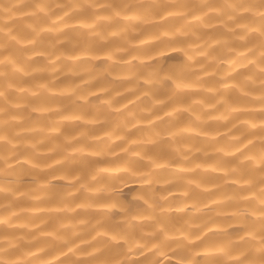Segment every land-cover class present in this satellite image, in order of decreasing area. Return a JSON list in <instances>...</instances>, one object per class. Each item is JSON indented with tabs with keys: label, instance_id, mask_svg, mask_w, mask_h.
Wrapping results in <instances>:
<instances>
[{
	"label": "bare ground",
	"instance_id": "1",
	"mask_svg": "<svg viewBox=\"0 0 264 264\" xmlns=\"http://www.w3.org/2000/svg\"><path fill=\"white\" fill-rule=\"evenodd\" d=\"M76 3L95 7L0 0V264H264V2L244 0L238 23L246 31L217 15V0ZM115 12V23L94 30L137 27L132 17H140L145 26L131 54L117 52L126 46L117 39H90L87 25ZM142 64L167 79L148 87L144 77L133 95L126 89L135 86ZM57 69L53 80L49 73ZM70 69L86 70L82 79L92 80L80 89L90 95L87 103L65 95L80 83L62 74ZM116 93L109 108L105 102ZM145 93L163 105L140 123L128 121L135 127L127 141L113 140L109 149L105 134H124L121 121L145 106L135 99ZM221 97L227 103L207 109L213 119L201 126L198 102ZM173 110L180 113L175 119L166 115ZM51 121L61 122L59 133ZM158 133L175 136L156 141ZM65 137L70 142L49 151ZM128 141L135 146L121 152ZM196 148L214 154L182 159ZM188 181L200 186L185 194Z\"/></svg>",
	"mask_w": 264,
	"mask_h": 264
},
{
	"label": "clouds",
	"instance_id": "2",
	"mask_svg": "<svg viewBox=\"0 0 264 264\" xmlns=\"http://www.w3.org/2000/svg\"><path fill=\"white\" fill-rule=\"evenodd\" d=\"M18 2L24 3L25 0H18ZM135 2L139 3V4H144V3L159 4L161 2L169 3V4H175V3H178L179 0H135ZM199 2L201 4H207L209 2V0H199ZM262 2H264V0H262ZM67 3L69 6H71L72 8H74L75 10H78V11H83V10H85V8L94 9V7H95L94 3H87L86 5H78L76 3V0H67ZM217 3L219 6L216 9H214V11L220 17H223L225 15L228 17V20L225 21V23L230 22V23L234 24L236 28H238L242 31H246L247 25L243 24V23H238V21L241 19L240 9L243 7L244 0H217ZM106 7H110V5H106ZM2 11H3V7L0 6V12H2ZM119 16H120V12H115L113 15H106V16H102V17H97V20L94 22L93 25H87L89 30L92 32V36L90 37V39L96 40V42L99 44L107 43L108 40H110V39H117V40L121 41L122 44L126 45L125 47L118 48L117 52L121 53V54H131V52L133 51L132 41L141 34V32L145 26L144 21H142L140 17H132V20L135 22L136 25H138L137 27L122 28L118 31H113L107 35H105L103 32L94 30L95 24L103 23L105 25H110V24L115 23L117 21V19L119 18ZM261 19L264 20V17H261ZM36 35L38 37L39 32H37ZM233 40L242 42L245 40V37L244 36H239V37L233 36ZM233 40H226V41H223V43L225 45H228V44H231L233 42ZM65 43L70 48H74L77 46L78 41H73L71 39L66 38ZM55 47H56L55 44L50 43L48 45L49 55L53 54V50L55 49ZM260 59H261V62H264V56H262ZM55 71H58V69L53 70L52 73H49V75L52 77L53 80L56 79ZM85 71L86 70H83V69L80 71H73L70 69L67 73H62L63 75H68L70 77L80 79V83L74 84L72 87L65 89V95L70 98V100H69L70 103H75L76 101H83V102L87 103L88 100L90 99V95H81L80 94V89H81V86L83 84H91L92 83L91 79L87 80V81L82 79L83 75L85 74ZM4 75H5V73L0 72V77H3ZM144 77H147V78L143 79V84L148 86V87H151L155 84L164 83L167 79V78L159 77L156 69L150 68V67L142 64L140 66V70L138 71L137 75L134 77L135 86L133 88L126 89V91H128L129 93H132L134 95L135 92L139 89V87L141 85V79ZM185 87H191V85H185ZM41 88L46 89V86L41 85ZM101 91L108 93L109 89L105 88V89H101ZM208 91L212 94L213 98H215L219 92L218 89H209ZM119 97H120V93H116L115 95L110 96V99L108 101H106L105 103L108 105L109 108H111L114 103L118 102ZM135 99L137 101H140L141 99H143L145 106L142 107L139 111H129L127 113L126 118L121 121V125L123 128L124 134H122L120 136H115V137L109 133L105 134V139L107 141V147L109 149L113 146V140L120 141V142L127 141V133L132 131V129L135 127V125H132L130 127L128 121L135 120L137 123H140L142 119H146L147 117L152 116L154 109L161 107L164 103L163 101L153 100L152 97L148 96L147 93L143 94V96H135ZM128 103L131 104L132 101H129ZM221 103L226 104L227 101H225L223 99V97H221L220 99H215L214 102H211V103H205L204 101H199L198 105H199L200 111L195 114V118L198 121V123L201 126L207 125L209 123V121L213 118L212 117H205L204 112L207 109L216 108L217 105H219ZM121 107L123 108L126 106L121 105ZM184 111H188V109H184ZM166 115L175 119L180 115V113L178 110H173L172 112H169ZM230 115H231V113H228L227 116H222V117H219L218 119L227 120L228 116H230ZM64 119L71 120L73 118L72 117H65ZM156 119L158 120L159 118L157 117ZM104 122H106V121H95L92 123H104ZM147 122L149 124H151V123H154L155 121L154 120H148ZM50 123L53 125V127L51 128V131L59 133L60 129H59L58 125L61 122L60 121H51ZM230 131L231 130H229V132ZM163 135H167L170 137L175 136L174 133H164V134L158 133L156 138H155L156 141L161 140L163 138ZM205 135H211V134L205 133ZM215 135H219V134L217 133ZM225 136H228V138L230 140L235 139V137L229 136L228 133H225ZM95 139L99 140L101 138L96 137ZM70 140H71V138L65 137L64 143L55 144L52 149H49V151H55L58 149H62L64 147V144L70 142ZM127 143H128V147L122 148L121 152L128 153L130 151V149L132 147H134L136 144L135 141H128ZM32 147L34 149V154L38 155L39 153H35L36 146L33 145ZM78 151L82 153L83 149H80ZM215 152L216 153L223 152V149H216ZM197 153H199L200 155H202L204 157H207L211 154H214V153H209L208 151H204L202 148H196V149L191 150L189 155L183 156L182 159L187 160L190 158V156L195 155ZM177 155H179V152H177ZM201 167H202L201 165H197L195 168L187 169V171L195 172L197 169H199ZM236 170H238V169H231L230 171H236ZM165 183H167V181ZM193 184H195L196 187L200 186L195 181H188L185 184V190H186L185 194H187V192L191 191ZM148 192L150 195L155 194L154 185L148 186ZM262 195H264V193H262ZM262 203H264V200H262ZM246 211H247L246 209L241 211V213H240L241 217H243V214ZM195 212L197 214H200V215H206L207 214L205 209L199 208V207H197L195 209ZM0 223H4V222H0ZM61 227H63V226H61ZM20 239H26V237H21ZM32 239L34 240L35 237H33ZM28 242L30 243L31 241H28ZM6 243L11 245V244L17 243V241H7ZM4 244H5V241L2 238H0V252L4 251V247H3ZM261 257L264 258V250H262V252H261Z\"/></svg>",
	"mask_w": 264,
	"mask_h": 264
}]
</instances>
